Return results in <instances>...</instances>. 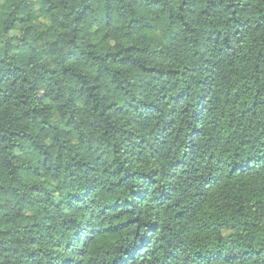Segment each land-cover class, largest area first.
I'll return each mask as SVG.
<instances>
[{
  "label": "trees",
  "instance_id": "trees-1",
  "mask_svg": "<svg viewBox=\"0 0 264 264\" xmlns=\"http://www.w3.org/2000/svg\"><path fill=\"white\" fill-rule=\"evenodd\" d=\"M0 264H264V0H0Z\"/></svg>",
  "mask_w": 264,
  "mask_h": 264
}]
</instances>
